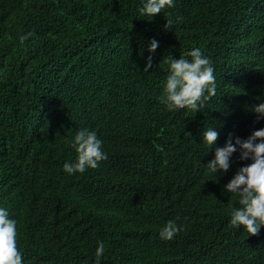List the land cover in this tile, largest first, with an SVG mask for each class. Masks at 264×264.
<instances>
[{"label":"trees","instance_id":"1","mask_svg":"<svg viewBox=\"0 0 264 264\" xmlns=\"http://www.w3.org/2000/svg\"><path fill=\"white\" fill-rule=\"evenodd\" d=\"M146 2L0 0V208L17 221L22 264H97L100 243L99 264H264V226H231L241 205L225 190L251 161L237 151L226 173L206 166L229 134L264 128L252 111L264 102V0H173L153 17ZM195 48L216 95L170 111L165 61ZM83 129L107 159L69 174ZM169 220L183 230L166 241Z\"/></svg>","mask_w":264,"mask_h":264},{"label":"clouds","instance_id":"2","mask_svg":"<svg viewBox=\"0 0 264 264\" xmlns=\"http://www.w3.org/2000/svg\"><path fill=\"white\" fill-rule=\"evenodd\" d=\"M174 6L173 0H147L139 10L141 15L153 17L162 12L165 7ZM173 21L166 20L165 30H169ZM27 39L22 36L21 40ZM158 41H150L149 52L154 53L158 48ZM191 59L179 58L165 61L170 66V74L167 77L164 95L161 102L166 104L168 110L189 109L193 112L200 111L204 103L216 95V77L210 58L205 57L199 48H195L186 54ZM152 68V57L149 55L144 68L148 72ZM207 93V94H206ZM257 114V120L264 118V102L252 108ZM218 132L209 128L203 133V140L209 148L216 144ZM102 141L95 131L88 129L76 133L72 146L77 152L75 163H65L64 170L69 174L84 173L88 168L95 169L101 161L107 159L102 148ZM239 151L240 160L251 161L241 167L230 182L225 186L227 192L238 196V209H233L230 224L233 227H241L249 236H258L264 226V128L252 132L246 139L239 137L229 139L222 148H216L215 158L206 166L211 173L220 174L229 171L230 158ZM183 230L174 220H169L160 230V238L172 240ZM105 251L104 244L100 243L96 249V260ZM23 257L17 245V221L9 218V212L0 208V264H22Z\"/></svg>","mask_w":264,"mask_h":264}]
</instances>
